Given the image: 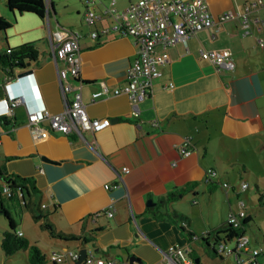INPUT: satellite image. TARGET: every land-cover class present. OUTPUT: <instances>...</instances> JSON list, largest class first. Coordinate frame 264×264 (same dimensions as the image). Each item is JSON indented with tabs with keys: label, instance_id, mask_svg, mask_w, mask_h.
<instances>
[{
	"label": "crops",
	"instance_id": "crops-1",
	"mask_svg": "<svg viewBox=\"0 0 264 264\" xmlns=\"http://www.w3.org/2000/svg\"><path fill=\"white\" fill-rule=\"evenodd\" d=\"M7 1L0 0V18L10 22L6 32L0 31V50L35 43L40 54L25 68L32 69V75L16 77L5 88L0 87V99L8 93L23 99L14 115L8 116L11 123L0 125V166L9 173L32 177L55 227L73 234L83 227L93 232L95 240L86 247L93 248L97 255L118 259L117 264H130L131 256L138 260L134 264H167L163 252L172 245L187 243L192 248L189 264H222L226 257L212 255L208 243L200 239L189 241L180 225L164 214L170 208L180 211L176 204L185 196L170 204L166 199L175 188L196 182L188 193L192 205L199 206L195 212L200 218L194 223L187 214L188 227L202 235L221 227L233 205L238 207L237 189L222 186L225 182L235 185V165L248 173L255 172L256 168H251L255 164L264 166V46L256 40L260 37L264 41V23L261 28L253 24L251 34L243 37L239 18H233L219 31L204 29L187 44L169 47L166 53L171 61L161 65L162 74L155 78L153 92L138 104L139 115L135 116L127 94L93 97L101 89V81L111 90L125 85L126 70L136 58L131 37H90L92 29L108 24L111 18L87 24V0L80 1L85 8L82 16L80 6L74 8L76 18L63 15L54 0V10L44 17L32 11L11 10ZM111 1L94 0L90 5L101 14ZM137 1L115 0L114 7L120 11ZM254 1L207 3L218 17L228 10H242ZM251 15L264 20V6ZM60 27L82 35V97L89 114L111 119L107 128L85 132L84 138L94 147L73 134H51L36 141L28 126L31 111L48 108L60 113L65 108L48 37L50 30ZM201 49H229L235 69L217 71L200 57ZM158 53L165 52L159 49ZM68 96L70 100L73 97L72 93ZM184 146L191 150L189 155L182 153ZM253 153L255 162L249 166L245 159L252 160ZM259 154L262 157L257 159ZM124 166L129 172L121 171ZM209 169L215 171L210 182L213 188L206 182ZM255 173L260 193L259 173ZM118 182L116 188L105 187ZM148 201L154 204L148 205ZM110 205L115 209L113 216L94 217ZM157 209L161 219L154 214ZM23 235L27 237L25 232ZM214 240L210 238L211 246ZM64 243V250L85 247L80 241ZM197 258L199 263H195ZM261 262L264 264L263 259Z\"/></svg>",
	"mask_w": 264,
	"mask_h": 264
},
{
	"label": "built area",
	"instance_id": "built-area-1",
	"mask_svg": "<svg viewBox=\"0 0 264 264\" xmlns=\"http://www.w3.org/2000/svg\"><path fill=\"white\" fill-rule=\"evenodd\" d=\"M87 0V10L84 19L87 24H95L106 17L111 22L94 28L89 32L90 37L98 39L109 34H118L131 37L136 48V58L126 70L125 85L111 90L107 83L101 81V89L93 93V97L108 96L111 93L127 94L131 99L134 115H139L138 104L144 101L153 92L155 78L161 76V65L171 61L167 49L177 43L187 44L191 37H195L199 31L215 28L219 31L225 22L233 18H239L242 26V36L251 34V26L258 28L264 23L260 17H254L251 13L264 6L263 0L248 3L242 10H228L215 17L207 3V0H138L123 10H117L115 0L105 7L103 13H97L91 8V2ZM52 0H45L47 13L50 10ZM81 33L66 27L49 31V44L52 58L56 63L59 87L65 108L60 113H52L48 108L31 111L28 115V126L32 137L36 140H44L51 134L77 135L85 142V132L101 131L111 124L108 117H92L82 97L83 81L81 80ZM257 43L264 46L262 38L258 37ZM162 49L165 53L159 54ZM200 57L213 64L217 71H233L235 69V58L229 49L205 50L201 49ZM69 93L73 97L70 100ZM23 99L10 93L0 99V116L14 115V109ZM88 143V142H87ZM92 145V143H88ZM182 153L189 155L191 150L182 147ZM123 173L129 172L128 167H122ZM215 171L209 169L206 172V182H211ZM121 176V174H120ZM120 186L118 183L107 184V189ZM223 187H229L228 183H222ZM242 189L248 188L247 183H242ZM45 207V204H42ZM243 201L240 202L237 211H230L226 222L235 229H243L246 216ZM112 205L103 212L96 213L94 217L105 214L114 215ZM131 216L135 221V215L130 207ZM136 223V221H135ZM244 232V231H243ZM21 235L22 232H19ZM193 239H197L196 236ZM235 239V245L228 247V241ZM215 241V240H214ZM214 249L218 255L223 257L233 256L237 264H261L259 257H264V248H252L250 239L246 232L227 239L221 236L214 243ZM87 248V254L81 262L80 249L64 250L63 252H52L49 260L55 264H117L116 258L107 255H97L93 248ZM192 248L190 243L186 245H172L163 252L167 264H189ZM247 257V259L244 258Z\"/></svg>",
	"mask_w": 264,
	"mask_h": 264
},
{
	"label": "trees",
	"instance_id": "trees-1",
	"mask_svg": "<svg viewBox=\"0 0 264 264\" xmlns=\"http://www.w3.org/2000/svg\"><path fill=\"white\" fill-rule=\"evenodd\" d=\"M7 4L11 10L18 9L21 11H32L42 17L47 13L45 0H8ZM50 10L48 11L49 15ZM9 27L10 22L4 18H0V31L6 32ZM39 54V48L35 43H25L16 47H8V49L0 50V87L5 88L9 81L14 80L18 73L26 68L27 62L37 60ZM4 122L11 123V119H9L8 116L1 115L0 125L4 126ZM242 183L248 184L247 181ZM212 184L213 183L208 182V185L213 188V186H211ZM228 185L234 190L237 189V210L239 209L240 202L243 201L244 203L243 208L246 211V216L243 222V229H235L231 224L226 222L217 229L207 231L202 235H196L188 227L190 218L187 214L174 208L167 209L164 213L180 225L182 232H185L188 235L189 241H192L193 237L196 236L197 239L208 243L210 253L214 256L218 255L214 246L210 245L209 240L211 237L215 239V241H218L221 236H225L227 239L233 238L246 232L247 226H250L254 221L253 217L250 215L249 208L246 206L245 200L240 197L242 195V184L240 186H235L228 183ZM196 186L197 183L192 182L186 187L175 188L169 193L166 202L170 204L174 201L180 200ZM246 189H249V184ZM259 202L262 205L264 204V190L259 194ZM42 204V191L36 186L35 180L32 177H22L14 173H9L6 168L0 166V213L4 215L9 224V228L3 229L1 236V249L5 256L13 257L21 250H27L28 264H47L49 261V255L45 254L38 246L31 245L28 238L23 235V232L17 229L18 223L13 214V210H18L20 213L29 211L34 220L44 219L45 224L43 227L48 229L51 236L54 238L64 241H80L85 247L87 246V243H91L95 240L93 232L86 231L84 227L78 234L66 233L58 230L50 220V210L47 206L43 207ZM153 211L158 219L162 218V214L158 209ZM231 211L234 210L231 209ZM19 232H22V234L20 235ZM78 249L80 248H68L65 250ZM116 260L118 262V259Z\"/></svg>",
	"mask_w": 264,
	"mask_h": 264
},
{
	"label": "rangeland",
	"instance_id": "rangeland-1",
	"mask_svg": "<svg viewBox=\"0 0 264 264\" xmlns=\"http://www.w3.org/2000/svg\"><path fill=\"white\" fill-rule=\"evenodd\" d=\"M56 3L57 8H59V11L66 15L68 18H76L75 13V7L80 6L81 9V16L85 10V8L81 4V0H54ZM69 15V16H68ZM69 20V19H68ZM252 160L247 157L245 159V162L249 163V166H252L254 164V158L255 154H251ZM262 157L261 154L257 157ZM241 160V159H239ZM254 167H251L255 169V172L259 173V182L258 186L260 188V191L263 192L264 190V170L262 165L255 164ZM235 173L232 172V176H234L236 179L233 181L235 183V186H240L242 182L247 181L249 184V189L243 190L242 189V195L241 198L245 200L247 208H249V212L251 213V216L253 217V223L250 226H247L246 235L250 239V244L252 248H264V204H260L259 202V191L256 187V173L253 171V173L243 172L240 165H235ZM232 170V169H231ZM257 173V174H258ZM240 174H242V177L240 178ZM241 189V188H240ZM193 200L192 195L190 193L186 194L185 197L178 203L176 206L180 209L181 212H184L188 214L191 219H193L194 223H197L199 221V214H196V210L199 209V206H193L191 201ZM225 202L227 203V200L225 199ZM235 202V198H234ZM221 203V201H220ZM227 205V204H226ZM234 211L237 210V205H233ZM17 211V213H16ZM14 211L13 214L15 215L16 221L18 223L17 229L20 231H23L27 234L28 240L31 245L38 246L45 254L50 255L52 252H63V247L65 245L64 240H60L62 242H57V238H54L51 236L48 229L44 228L45 220H34L30 214L29 211H25L23 213H20L18 210ZM5 228H9L8 221L4 217L3 214L0 213V264H28L27 262V250H21L13 257H7L5 256L3 250L1 249V236L2 231ZM59 240V239H58ZM72 242V241H69ZM228 247L232 248L235 245V239L228 241ZM245 259H247L246 256H244ZM264 260L263 256L259 257V261L261 264H263L261 261ZM49 260V256H48ZM47 264H53L50 260L47 262ZM222 264H237L235 258L233 256H226L225 260L222 262Z\"/></svg>",
	"mask_w": 264,
	"mask_h": 264
},
{
	"label": "water",
	"instance_id": "water-1",
	"mask_svg": "<svg viewBox=\"0 0 264 264\" xmlns=\"http://www.w3.org/2000/svg\"><path fill=\"white\" fill-rule=\"evenodd\" d=\"M50 9H51V10H54V4H53V3L50 5ZM30 65H31V61H28L27 64H26V66H30ZM33 72H34V71H33L32 69H25V70L19 72L18 75H17V77H18V78H23V77H26V76L32 75ZM5 124H9V122H5ZM147 204H148V205H149V204H154V202H150V201H148ZM80 254H81V257H80V260H79L78 262H81V261L84 259V257L86 256V254H87V248H81V249H80ZM137 261H138V260L135 258V256H131V257L129 258V263H130V264H134V262H137ZM199 261H200V259L197 258V259L195 260V263H199Z\"/></svg>",
	"mask_w": 264,
	"mask_h": 264
}]
</instances>
